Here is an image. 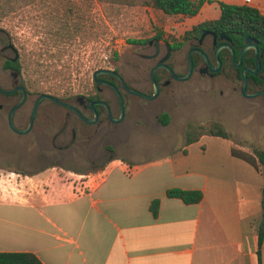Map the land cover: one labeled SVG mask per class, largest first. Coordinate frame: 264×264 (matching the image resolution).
Masks as SVG:
<instances>
[{"label":"rangeland","instance_id":"374dc122","mask_svg":"<svg viewBox=\"0 0 264 264\" xmlns=\"http://www.w3.org/2000/svg\"><path fill=\"white\" fill-rule=\"evenodd\" d=\"M219 16L216 3L189 18L168 16L144 5L141 0L134 6L108 0H0V28L13 36L21 58V82L28 96L37 98L46 93L67 100L101 95L109 100L114 116L119 112L117 96L110 89L97 93L93 81L96 70H114L128 86L150 95L153 93L150 72L157 59L144 56L155 52V42L160 41L161 56L167 52L166 43L171 46L183 43L181 48L172 51L168 64L177 74L184 75L189 50L195 43L186 38L188 32L193 26ZM130 40H150V43L135 44ZM1 63L0 78L7 79L9 73L3 72ZM197 65L198 68L202 65L198 58ZM160 78L165 82L163 75ZM113 82L118 83L116 79ZM241 86L236 71L227 67L214 77L195 72L186 82L172 81L171 85L162 87L155 100L122 91L124 120L120 124L109 122L102 128V134L110 135L107 141L101 142V136L94 140L98 159L89 162L85 157L73 155L72 162L56 166V170L80 179L78 174L88 175L115 158L111 145L117 146L120 152L123 149L125 157L132 158L138 165L161 161L166 159L167 152L181 149L186 143L190 123L209 120L222 123L229 139L248 149L250 154L254 155L256 149L264 151V96L245 98ZM47 105L50 102L44 101V106ZM64 112L61 108L54 111L56 122L52 124L44 109V115L39 118L42 127L28 135L14 133L7 125L6 116L0 115L1 179L6 181L8 173L15 174L10 177L13 180L33 177L34 181L26 180L34 189L45 173L57 172L32 166L27 154L37 150L38 132L49 136L54 125L55 131L59 129ZM163 113L171 117L167 126L159 122ZM25 114L26 111L19 112V119ZM25 118L27 120L29 114ZM209 161L214 162V159ZM260 168L264 170L263 165ZM87 180L88 185L90 179Z\"/></svg>","mask_w":264,"mask_h":264},{"label":"crops","instance_id":"0c3cea01","mask_svg":"<svg viewBox=\"0 0 264 264\" xmlns=\"http://www.w3.org/2000/svg\"><path fill=\"white\" fill-rule=\"evenodd\" d=\"M216 1L264 16V0ZM111 146L115 158L88 174L85 189L56 169L34 189L33 177L0 178V252L33 253L43 264H257L264 170L232 153L248 149L204 135L138 165ZM172 188L200 190L203 199L186 204L167 196ZM261 251L264 264V242Z\"/></svg>","mask_w":264,"mask_h":264},{"label":"flooded vegetation","instance_id":"af4514ba","mask_svg":"<svg viewBox=\"0 0 264 264\" xmlns=\"http://www.w3.org/2000/svg\"><path fill=\"white\" fill-rule=\"evenodd\" d=\"M212 20H214V19H212ZM204 33H207V34H206L205 38L203 39V41L200 42V39L202 38V35ZM214 34H216V36H217L216 39L213 36ZM222 34H224V33L217 34L215 31L206 30L201 34V36L199 38H197L196 36L191 37V39H193L195 41V43L193 45H191L189 52H192V51L193 52H205L208 55V57L211 61V64L213 66L217 65V61L215 58V52H220L219 58H220V55L222 54V52H229L230 55L225 54V56H224L225 62L222 63L221 72H219L217 74L223 73L227 67H231L236 71V76H238V78H239L238 70H240V74H241V70L244 68L243 67V59H242L241 66L240 67L236 66L234 61H233L232 52H239V55H240V52H245L244 56L246 54H248V56H250V57L252 56L255 60V66L254 67L245 66V67L252 68V69H254L256 67V52H259L260 62H261V70L257 75H254V76L260 77L264 81V47L260 48L259 43L256 41V39L252 38L253 40L250 42V44L254 45L255 43H257L258 44L257 49L254 47H251L245 51H242V49H235L231 44V42H232L231 38H230V41H228L227 39H222L221 38ZM248 38H251V37H248ZM209 39H211V43L209 42ZM226 43H229L233 49H230V48H222L219 50L217 49L218 46H221V45L226 44ZM245 45H246V42H245ZM0 47H1L0 48V62H2L1 68H2L3 72L9 73V77L7 79H1L0 78V87L4 90H10V89H13L17 86H23V84L21 82L23 73H22V69H21L20 54H19V52H15L16 47L14 45V39H13L11 32L3 30L1 28H0ZM173 50L174 49L172 48V51ZM209 52H211V53H209ZM154 54H156V52H154L151 55H145V56H152ZM166 54H167V52H166ZM171 54H172V52H171ZM171 54H170V57H171ZM261 54H262V56H261ZM165 55L161 56V52H159V55L157 56V58H155V59H157V64L160 62V60ZM197 55H200V54L195 53L193 56V60H194V57H196ZM244 56H243V58H244ZM170 57H169V59H170ZM201 58H202V56H201ZM235 58H236V53H235ZM155 59H150V60H155ZM169 59H168V61H169ZM168 61L166 62L167 64H168ZM200 61L202 63L201 67L198 68V65L195 66V64H194L193 74L195 72H198L200 74L199 70L205 66L204 59L202 58V59H200ZM236 62L237 63L240 62L239 56H238V60H236ZM188 68H189V66H188ZM172 69L174 70V68H172ZM174 72H175V70H174ZM187 72H188V69H187ZM187 72H186V74H187ZM193 74H192V76H193ZM217 74H215V75H211V74L201 75L200 74V75L201 76L214 77ZM162 75L166 79L165 82H169L168 85H171L172 81H176V80L172 79L171 74L166 69L158 70L156 73V77H158V79H159V81H157V82L160 85L161 89L163 87V84L165 83V82H161L160 76H162ZM177 75H179V74H177ZM180 76H182V75H180ZM99 79L102 81H107V82H110V83L117 85L118 89L121 91V93H122V91H125L119 82L118 83L113 82V80L116 79L113 76L101 75V76H99ZM156 80H157V78H156ZM93 81H94V78H93ZM94 84H95V89H96L98 94L104 93L105 89H110L114 92V90L106 84L97 85L95 83V81H94ZM252 87H253V85L248 81L247 91L250 92L249 89ZM161 89H160V91H161ZM259 90H264V87L256 89V91H259ZM253 92H255V91H253ZM250 93H252V92H250ZM27 94H28V92H27ZM139 98H141V97H139ZM21 100H22V91L21 90H18L14 94H11V95H6V94H3L0 92V115L6 116V121H7L8 127H9L8 113L12 109V107L15 106L16 104H18ZM37 101H38V97L34 98V97H30L27 95L25 102L16 111L14 118H13L14 125L17 128H19V129L28 128L29 123H30V117H31V114L33 112V109H34ZM63 101L66 102L68 105H70L72 108L61 106L59 104H56V103L50 102V101H49L50 105L44 106V101H43L37 107L36 116L34 119L33 128L31 130V132L37 127L38 128L42 127V123L39 121V118L41 115H44V109L48 111L47 118L53 122L52 124H54L56 122L54 119V116L52 114L54 111L58 110V108H61V109L65 110V112H64V120L59 125V129H57L55 131L54 130L55 125H54L50 130L49 136H45L42 132H38L36 134L37 150L35 152H30L27 154L29 156V158L31 159L30 163L32 166H39L43 169L54 170V169H57L56 166L62 167V165H66L67 163L72 162L73 155L85 157L89 162L91 159H92L91 161H93L95 159H98V157H99L98 152H97V148H96L95 143H94V140L98 136H101V142L103 140L107 141L109 136H110L108 133H104V134L101 133L102 128L110 122L109 117H108V113H109L108 109H110V111L112 112V115H113V109L110 105L109 100L106 97H103L101 95L77 96V97H74L72 99H67V100H63ZM91 105H93V107H91ZM118 105H119V112L117 113L116 116L113 115L114 117L120 116L119 101H118ZM28 110H29V112H28ZM75 110L80 112V114L84 118H82ZM21 111H26V114L24 115L23 119H19V117H18V114ZM28 114H29V118L26 120L25 117ZM91 127H94V130L91 131L90 130ZM103 153H104V151H103ZM61 175H62V177H64V180L67 183L80 184L81 188L85 187V184L88 181L87 179H89V176L87 174H78L80 176V179H76L73 176L67 177V176H65V174H62V173H61ZM26 176H28V175H26Z\"/></svg>","mask_w":264,"mask_h":264},{"label":"trees","instance_id":"16d2710c","mask_svg":"<svg viewBox=\"0 0 264 264\" xmlns=\"http://www.w3.org/2000/svg\"><path fill=\"white\" fill-rule=\"evenodd\" d=\"M139 0H108L111 3H120L134 6ZM144 5L153 7L154 9L162 11L168 16H184L193 18L196 17L203 6L206 4L216 3L220 9V16L214 20H205L195 26L188 32L187 39L193 36L199 38L201 34L206 31H215L217 34L224 33L231 38V44L235 49H242L245 45L246 38L251 37L256 39L259 47H264V16L261 12L249 5H233L216 0H141ZM162 36H158L160 39ZM135 44H147L150 40H130ZM183 43H176L172 48L179 49ZM236 53V60H238L239 52ZM225 54L229 52H222L220 60L225 62ZM197 58L202 59L200 55L194 57V64L197 65ZM254 67L255 60L246 54L243 58V67ZM239 79L242 80L240 70H238ZM157 81H159L158 77ZM248 81L253 85L249 89L250 92L256 91L257 88L264 87V81L257 76L247 73ZM171 121L168 113H163L159 116V122L167 126ZM204 135L216 136L224 139H229V133L226 131L224 125L216 120H209L205 123L195 124L190 123L186 129V143L190 145L196 143ZM234 156L241 158L256 169L261 165L264 166V151L254 150V155L232 150ZM167 196L170 198H178L186 204L200 203L203 199V193L200 190H184L181 188H172L167 191ZM160 210V200L155 199L151 202L150 211L153 217H158ZM264 242V189L262 198V217L261 223L258 226V250L256 252L257 264H262V245ZM0 264H43L40 259L33 253L28 252H0Z\"/></svg>","mask_w":264,"mask_h":264},{"label":"water","instance_id":"95a60500","mask_svg":"<svg viewBox=\"0 0 264 264\" xmlns=\"http://www.w3.org/2000/svg\"><path fill=\"white\" fill-rule=\"evenodd\" d=\"M207 33H204L202 35V38L200 39V42L203 41V39L205 38ZM214 38L216 39L217 36L216 34L213 35ZM221 38L222 39H227L228 41H230V38H228L227 36H225L224 34L221 35ZM253 39L252 38H247L246 39V45L242 48V51H245L251 47H254V48H258V44L255 43L254 45L250 44V42L252 41ZM155 52L156 54L152 55V56H145L147 59H155L157 58V56L159 55V52H161V49H160V41L157 40L155 42ZM166 46H167V54L160 60V62L154 66L150 72V79H151V83H152V86H153V93L152 94H146L144 92H141L137 89H134V88H131L127 85L126 81L124 80V78L116 71L114 70H110V69H98L94 72L93 74V78H94V81L97 85H101V84H106L108 86H110L117 98H118V101H119V104H120V116L119 117H114L112 115V112L109 110V113H108V117H109V120L111 123H114V124H120L121 122H123L124 120V117H125V112H124V98H123V95L121 93V91L118 89V86L113 84V83H110V82H107V81H102L99 79V76L101 75H110V76H113L114 78H116L118 80V82L120 83V85L123 87V89L131 94V95H134V96H137V97H141L143 99H146V100H155L159 94H160V85L158 84L157 80H156V73L158 70L160 69H166L172 76V79L176 80V81H181V82H186L188 81L192 74H193V70H194V60H193V56L195 53H199L202 58L204 59V62H205V66L203 68H201L199 70L200 74L201 75H206V74H211V75H215L219 72H221V68H222V62L219 58V53L220 52H215V58H216V61H217V65L216 66H213L211 64V61L208 57V55L205 53V52H189L188 54V72L187 74L185 75H177L174 70L166 63L170 57V54L172 52V46L171 44L169 43H166ZM222 48H230V49H233L232 46L229 44V43H226V44H223L221 46H218L217 49H222ZM15 52H18L16 49H15ZM245 52H240V55H239V61L240 62H236V58H235V52H232V57H233V61L235 63L236 66L240 67L241 66V63H242V59H243V56H244ZM262 56V54H261ZM261 70V62H260V56H259V52H256V67L254 69L252 68H248V67H244L242 70H241V77H242V87H241V93L243 95V97L245 98H257V97H260V96H264V90H259V91H255V92H248L247 91V86H248V79H247V73H250V74H253V75H257ZM169 82H165L163 84V86H167ZM18 90H21L22 91V100L16 104L15 106L12 107V109L9 111L8 113V124H9V128L16 134L18 135H27L31 132L32 128H33V123H34V119H35V116H36V110H37V107L38 105L43 102V101H50V102H54L56 104H59L61 106H65V107H69V108H72L70 105H68L66 102H64L63 100H61L60 98L56 97V96H53L51 94H46V93H43V94H40L38 96V101L33 109V112L31 114V117H30V123H29V126L28 128L26 129H19L17 128L15 125H14V122H13V118H14V115L16 113V111L23 105V103L25 102V99L27 97V90L24 86H17L13 89H10V90H4L0 87V92L3 93V94H6V95H11V94H14L16 91ZM91 107H93V105H91ZM76 111V110H75ZM82 118H84L80 112L76 111Z\"/></svg>","mask_w":264,"mask_h":264},{"label":"built area","instance_id":"2783aa9c","mask_svg":"<svg viewBox=\"0 0 264 264\" xmlns=\"http://www.w3.org/2000/svg\"><path fill=\"white\" fill-rule=\"evenodd\" d=\"M78 177H80V176H78ZM89 179H90V177H89ZM85 188H88V185H87V183L85 184V187H84L83 189H85Z\"/></svg>","mask_w":264,"mask_h":264}]
</instances>
